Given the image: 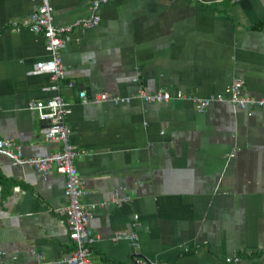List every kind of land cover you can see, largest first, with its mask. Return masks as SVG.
<instances>
[{"label": "crops", "instance_id": "0c3cea01", "mask_svg": "<svg viewBox=\"0 0 264 264\" xmlns=\"http://www.w3.org/2000/svg\"><path fill=\"white\" fill-rule=\"evenodd\" d=\"M93 1L50 0L53 23L89 16ZM99 1V24L73 30L60 50L69 140L92 213V264H261L264 108L213 102L198 113L186 101L82 103L79 91L91 99L140 88L207 97L238 79L243 93L264 98V0ZM39 4L0 0V138L26 157L61 146L46 140L27 109L52 96L49 75L32 74L49 58L44 36L29 28ZM64 187L54 169L44 177L1 158L0 264L70 254L57 212L67 205ZM120 233L135 234L137 245ZM235 255L238 262H225Z\"/></svg>", "mask_w": 264, "mask_h": 264}, {"label": "built area", "instance_id": "2783aa9c", "mask_svg": "<svg viewBox=\"0 0 264 264\" xmlns=\"http://www.w3.org/2000/svg\"><path fill=\"white\" fill-rule=\"evenodd\" d=\"M100 3L99 0L93 1L92 12L87 17L76 19L66 25H55L50 0H40L39 6L34 9L29 19L30 30L44 36L45 50L49 53L48 59L35 63L32 74L49 75L51 82L48 89L52 92V96L46 101L30 102L27 109L34 113L43 124L42 133L46 140L61 146L59 150L42 156L26 157L22 154L19 145L14 144L9 138H0V160L6 158L15 166L33 168L44 177L52 169L65 177L64 194L67 198V205L57 209V212L64 221L67 237L72 245L70 254L62 259L49 261L39 257L36 264H92V247L95 242L90 228L92 213L82 203L85 187L75 166L79 152L69 140L70 130L66 124V119L71 113V107L61 96L60 83L66 79V69L60 56V50L68 41L73 30L91 29L99 24L100 17L97 11L101 6ZM74 86L73 82H67L68 88ZM242 87L243 81L236 79L226 85L223 92L207 97H195L180 90L173 94L161 89L148 92L144 88L138 89L134 95L127 97L100 93L92 99L86 95L85 90L81 89L79 97L82 103L110 102L115 105L128 104L134 99L154 104L167 103L172 100L186 101L191 103L198 113L205 112L213 102H228L242 110H248L252 107L264 108V98L256 99L248 96L243 93ZM232 156L233 154L229 155V157ZM119 198L118 192H115L113 201H119ZM116 238L129 240L133 248L137 245V236L133 233H120ZM258 258L261 264H264V249L259 252ZM239 260L240 257L237 255L225 258L226 263L238 262ZM135 262L136 264H148L140 259H136Z\"/></svg>", "mask_w": 264, "mask_h": 264}, {"label": "trees", "instance_id": "16d2710c", "mask_svg": "<svg viewBox=\"0 0 264 264\" xmlns=\"http://www.w3.org/2000/svg\"><path fill=\"white\" fill-rule=\"evenodd\" d=\"M1 182H2L3 189H4V188L7 186V185H6V181L2 179Z\"/></svg>", "mask_w": 264, "mask_h": 264}, {"label": "water", "instance_id": "95a60500", "mask_svg": "<svg viewBox=\"0 0 264 264\" xmlns=\"http://www.w3.org/2000/svg\"><path fill=\"white\" fill-rule=\"evenodd\" d=\"M86 95H88L87 91H86Z\"/></svg>", "mask_w": 264, "mask_h": 264}]
</instances>
